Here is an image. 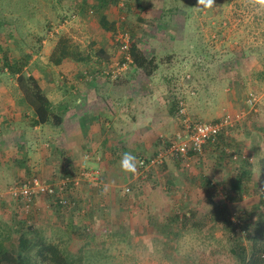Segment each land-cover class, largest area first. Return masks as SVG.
<instances>
[{
	"label": "rangeland",
	"instance_id": "1",
	"mask_svg": "<svg viewBox=\"0 0 264 264\" xmlns=\"http://www.w3.org/2000/svg\"><path fill=\"white\" fill-rule=\"evenodd\" d=\"M197 2L0 0V21L3 24L0 45L4 50L0 59L6 52L11 62L25 63L24 73L33 75L44 90L67 86L70 79H79L80 76H92L88 80L94 82L102 71L121 60L122 52L116 36L127 32L131 44L136 42L146 56L156 58L159 72L152 75L156 80H149L143 71L131 67L122 78L106 83L120 85L121 90L128 89L129 85L124 87L123 80L130 75L135 78L130 85L134 93L159 94L155 95V101L161 98L171 107L178 97H184L192 121H198L199 116L204 122H214L211 120H220L227 114L244 113V122L227 137L233 139V144L228 149L230 158L222 164L208 152L188 163L179 157H168L161 166L146 172V177L137 178L136 183L130 179L126 182L128 185L121 184V187L126 186L124 191L118 187L119 199L106 200L108 206L116 204L120 208L121 205L124 210L118 214L120 218L132 219L135 228L148 233L149 238L155 230L151 222L160 218L159 214L165 215L159 210L173 206L177 201L195 205L197 218L209 214L211 206L200 185L202 177L218 188L216 200L228 204L232 213L250 214L259 202L257 190L264 191L260 181V161L264 159V10L252 7L248 0H215L213 9L197 8ZM101 14L114 22L116 32L101 28ZM3 64L1 59L0 116L8 114L11 117L18 109L19 112L11 118L29 119L22 105L23 93L17 76L10 75ZM97 83L102 85L105 81ZM72 86L69 90L76 89ZM251 97L257 100L254 108L248 104ZM178 122L176 118L171 120L172 133L168 143L175 136ZM168 147L164 144L152 155L139 154L136 158H152ZM240 154L249 159L255 187L252 195L245 196L241 202L231 203L226 195L231 193V181L239 175L241 162L237 160ZM234 156L238 159L234 160ZM83 169L89 170L86 165ZM24 173L11 181H6L10 178L0 180V186L8 188L32 177L25 170ZM194 177L201 178L195 183ZM62 180L49 185L56 186ZM83 181L88 189L90 184L101 183L96 174ZM127 187L131 190L129 195L125 193ZM67 196L70 198L69 194ZM4 200L8 206L15 201L9 197ZM122 203L127 207L122 208ZM23 211L27 214L25 209ZM108 214L113 217L111 211ZM88 229L90 231V228L85 230L87 233ZM181 232L180 242L174 244V254L167 245L163 253L162 244L156 240L136 242L133 236L131 242L124 237V243H114V250L108 256L87 252L84 264H239L230 253L229 236L220 225L198 231L181 223Z\"/></svg>",
	"mask_w": 264,
	"mask_h": 264
},
{
	"label": "crops",
	"instance_id": "2",
	"mask_svg": "<svg viewBox=\"0 0 264 264\" xmlns=\"http://www.w3.org/2000/svg\"><path fill=\"white\" fill-rule=\"evenodd\" d=\"M204 71L207 73L206 69ZM82 77L70 79L67 86L44 90L61 118L60 125L49 123L33 127L30 119L33 114L30 112L27 113L29 119L20 116L11 118L19 112L18 109L11 117L8 114L0 116V180L17 179L25 170L30 176H38L51 184L65 176H76L86 165L87 169L96 172L101 183L88 189L87 183L82 180L80 186L72 187L68 194L75 205L70 209L61 208L51 198H36L32 211L26 214L21 202L14 201L8 206L6 200L2 201L1 239L10 247L24 229L32 226L45 239L58 244L64 252L80 258L83 263L87 252L108 256L114 250V243H124V237L131 242L133 236L136 242L156 240L162 244L163 253L167 245L170 253L174 254V244L182 238L181 223L174 220V216L195 210V205L177 203L161 208L159 211L165 212L166 216L159 214L160 218L151 222L155 230L149 238L148 233L135 228L136 223L132 219L120 218L118 214L124 210L121 205L118 208L115 204V208L106 202L111 198H120L118 187L124 191L127 180L132 179L136 183L134 174L123 171L120 166L123 153L130 152L135 157L139 154L152 155L164 144L169 146L184 126L169 102L161 98L155 101V95L159 94L134 93L130 85L135 78L130 75L123 80L124 87L129 85L128 89L122 90L120 85L111 83L99 85L100 77L94 82L87 76ZM148 79L156 80L155 75ZM72 84L75 90H69ZM174 118L179 121V127L168 143L172 133L170 124ZM198 118V121H203L202 117ZM207 152L206 149L204 155ZM123 183L126 185L121 187ZM110 211L112 218L108 214ZM170 220L174 222L168 225ZM146 226L149 227V224L146 223ZM188 226L191 228V221ZM86 228H90L89 233Z\"/></svg>",
	"mask_w": 264,
	"mask_h": 264
},
{
	"label": "trees",
	"instance_id": "3",
	"mask_svg": "<svg viewBox=\"0 0 264 264\" xmlns=\"http://www.w3.org/2000/svg\"><path fill=\"white\" fill-rule=\"evenodd\" d=\"M99 24L106 32H116L114 22H110L105 14L100 15ZM2 25L0 21V28ZM130 52L134 60L132 67L135 70L143 71L148 77H151L159 69L156 58L154 56H146L136 42H132ZM0 53H4L1 45ZM61 53L64 54V52ZM1 59L4 61L3 67L10 75L17 76L20 90L23 93L22 105L25 106L24 112L33 114V118H30V115L28 116L31 119V125L33 127L49 123L60 125L61 118L55 112L53 103L47 97L39 81L33 75H26L24 73L25 63L19 60L11 62L6 52ZM177 108V100H175L174 106L172 107L175 114L177 113ZM232 144L233 139L227 138V136L222 134L216 143H212L206 149L209 151V154L217 157V163L222 164L230 158L228 149L232 148ZM191 156L193 157L192 160L203 157L193 156V154ZM244 157L245 155L240 154V158L237 160L241 162L239 164V175L231 181V193L226 195V198L231 203L241 202L245 196L252 195L255 187L252 181L253 173L250 170L249 160H246V157ZM181 161L184 162L182 158ZM260 168V181L263 184L264 190V159L260 161ZM73 178L75 176H71V179ZM200 178L194 177L192 180L197 183V180ZM201 179L200 185L205 192L206 201L211 206L209 214L204 215L202 218H197L198 212L195 208L192 211L176 213L174 220L182 223L186 228L191 221V226L198 231H203L205 228L213 229L215 225L217 227L220 225L225 231V234L229 236L230 253L237 259L239 264H264V191L257 190L259 192V202L250 214L247 212H244V214L241 212L232 213L228 204L223 203L222 200H216L219 191L213 185L212 181L205 177ZM72 186V184L68 186L69 189L66 193H63L62 197L52 196L48 198L53 199L63 209H70L75 205L67 196ZM125 193L131 194V190ZM220 194L223 195L226 192H220ZM63 198L68 201L66 205L60 203ZM177 203L180 202L177 201ZM234 214H236L238 224L232 220ZM247 215H249L248 218H246ZM253 216H256V219H253ZM174 220L168 221V225L173 223ZM17 238L16 242L12 243L10 247H7L4 243L5 241L0 237V264H84L80 258L70 256L58 244L45 239L42 233L33 229L32 226L24 229ZM166 258L170 259L169 256Z\"/></svg>",
	"mask_w": 264,
	"mask_h": 264
},
{
	"label": "built area",
	"instance_id": "4",
	"mask_svg": "<svg viewBox=\"0 0 264 264\" xmlns=\"http://www.w3.org/2000/svg\"><path fill=\"white\" fill-rule=\"evenodd\" d=\"M117 41L120 43V50L122 52V58L119 62L114 63L108 69L104 70L100 74L101 80L107 82H115L122 75H124L134 64L133 57L130 52L131 38L127 32L117 34ZM90 78V76H87ZM190 79V76H187ZM192 95L195 93L192 92ZM256 98L251 97L248 100L250 107L256 106ZM177 117L184 126V129L179 131L169 147L166 150L159 151L152 158H139L137 160V172L134 177L141 178L146 177L145 174L152 168L161 166L168 157H181L185 163L192 160L193 156H203L206 147L212 143H216L219 136L224 134L228 137L231 131H234L237 126L245 120L244 113L236 115H225L217 122H204V121H192L189 117L187 102L184 97L177 98ZM245 158V157H244ZM238 157L234 156V160ZM249 160L248 158H245ZM96 172L83 169L75 178H64L62 182L56 186L46 184L37 176H32L29 180L22 181L18 185L10 186L8 188H2L0 186V201L9 197L17 202H21L24 205V209L27 213L32 211L34 201L37 197L46 196H61L67 192L69 185L77 186L83 179L91 178ZM93 186V184H90ZM125 192H130V188L127 187ZM67 199H61L60 203L67 204ZM232 220L238 224L236 214L233 215Z\"/></svg>",
	"mask_w": 264,
	"mask_h": 264
},
{
	"label": "clouds",
	"instance_id": "5",
	"mask_svg": "<svg viewBox=\"0 0 264 264\" xmlns=\"http://www.w3.org/2000/svg\"><path fill=\"white\" fill-rule=\"evenodd\" d=\"M252 7H257L264 10V0H248ZM203 6V9H213L216 7L215 0H198L197 8ZM120 166L123 171L135 174L137 172V158L130 152L123 153L120 161Z\"/></svg>",
	"mask_w": 264,
	"mask_h": 264
}]
</instances>
